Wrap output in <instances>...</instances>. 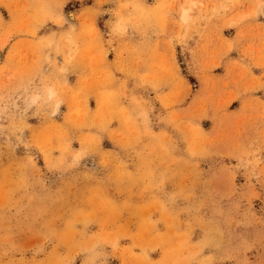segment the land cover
I'll return each mask as SVG.
<instances>
[{
  "label": "rangeland",
  "instance_id": "obj_1",
  "mask_svg": "<svg viewBox=\"0 0 264 264\" xmlns=\"http://www.w3.org/2000/svg\"><path fill=\"white\" fill-rule=\"evenodd\" d=\"M1 51L0 264H264V0H0Z\"/></svg>",
  "mask_w": 264,
  "mask_h": 264
},
{
  "label": "crops",
  "instance_id": "obj_2",
  "mask_svg": "<svg viewBox=\"0 0 264 264\" xmlns=\"http://www.w3.org/2000/svg\"><path fill=\"white\" fill-rule=\"evenodd\" d=\"M78 5H79V3H78ZM101 7L105 11L109 10V7L107 5H104ZM78 11H80V10H78ZM64 17L66 19V23L64 25H58V24L53 23L51 28H54V29L52 32L49 33V35L56 34V38H60L63 35H65L66 33L72 32V38L77 45V50H79L83 44L82 39L78 38V36H77L81 23L78 20H73V18H68L67 15H65ZM111 18L112 17L109 16L108 14H105L102 17H98V27L102 31H104V34H105L104 39L106 41H108V35H110V34L108 33V30L104 28L105 27L104 23L108 22ZM72 25L75 27L74 30L71 29ZM2 53H3V51L0 52V56H2L1 55ZM126 55L128 56V54H126ZM103 56H104L103 58L105 60V62L103 64V68H105V69L109 68L115 74L116 78H118V80H119V81H117V83L115 84V86L113 88H117L118 86L122 85L121 83L126 82L128 87L132 91V89L135 86V81L132 78H129L128 76H126L124 74H120L117 72V70L115 68L116 67L115 61L117 60L115 52L112 50H109V52L107 53V56L105 53L103 54ZM105 56H106V58H105ZM0 62H1V57H0ZM69 71L71 72L70 77H69V80L71 82L70 86H73V87H77L78 82H80L81 79L83 77H86L88 75V72H90L89 69L85 68L83 65L76 64V63H74L73 66L69 67ZM137 93H138L137 95H139V96L142 95L141 91H139V90ZM143 95L145 96V93ZM93 102H96V100H93ZM109 145H110L109 149L112 150L113 147H111L110 143H109Z\"/></svg>",
  "mask_w": 264,
  "mask_h": 264
}]
</instances>
